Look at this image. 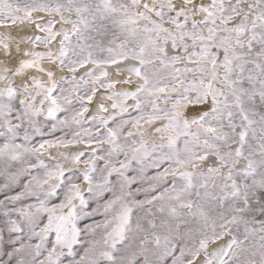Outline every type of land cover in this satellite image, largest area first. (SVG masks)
I'll return each instance as SVG.
<instances>
[{
    "label": "snow or ice",
    "instance_id": "obj_1",
    "mask_svg": "<svg viewBox=\"0 0 264 264\" xmlns=\"http://www.w3.org/2000/svg\"><path fill=\"white\" fill-rule=\"evenodd\" d=\"M0 264H264V0H0Z\"/></svg>",
    "mask_w": 264,
    "mask_h": 264
}]
</instances>
